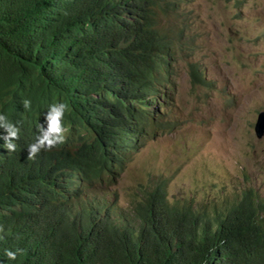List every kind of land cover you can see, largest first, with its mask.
<instances>
[{
	"label": "trees",
	"instance_id": "trees-1",
	"mask_svg": "<svg viewBox=\"0 0 264 264\" xmlns=\"http://www.w3.org/2000/svg\"><path fill=\"white\" fill-rule=\"evenodd\" d=\"M182 0H0V107L37 119L67 102L59 158L0 145V264H264V199L250 188L211 210L169 201L161 178L111 206L126 164L174 128ZM189 79L205 84L195 63ZM23 99L32 106L25 110ZM18 227L12 237L6 226ZM24 249L9 260L6 249Z\"/></svg>",
	"mask_w": 264,
	"mask_h": 264
},
{
	"label": "rangeland",
	"instance_id": "rangeland-1",
	"mask_svg": "<svg viewBox=\"0 0 264 264\" xmlns=\"http://www.w3.org/2000/svg\"><path fill=\"white\" fill-rule=\"evenodd\" d=\"M170 25L184 30L172 65L174 128L138 148L107 202L115 191L111 206L124 208L155 178L169 201L192 208L222 207L247 188L263 200L264 134L256 139L253 123L264 111V0H182ZM185 63L205 84L189 79Z\"/></svg>",
	"mask_w": 264,
	"mask_h": 264
},
{
	"label": "clouds",
	"instance_id": "clouds-1",
	"mask_svg": "<svg viewBox=\"0 0 264 264\" xmlns=\"http://www.w3.org/2000/svg\"><path fill=\"white\" fill-rule=\"evenodd\" d=\"M9 14L6 8H0V25L8 18ZM2 100L0 92V103ZM22 105L25 110H30L32 102L30 99H23ZM66 112H70L69 104L59 100L51 103L40 119L30 113L0 107L1 156L7 159L11 153L20 150L21 145L24 144L27 145L25 155L28 159H34L41 151L47 157L59 158L61 151L56 147H61V144L65 142V130L70 128L68 124L63 123ZM6 226L11 236L15 238L18 233L17 225L11 222ZM0 232H3L2 227H0ZM9 239V234L0 235V248H4ZM23 253L24 249L21 248L5 250V255L9 260H16L17 256L23 255Z\"/></svg>",
	"mask_w": 264,
	"mask_h": 264
},
{
	"label": "water",
	"instance_id": "water-1",
	"mask_svg": "<svg viewBox=\"0 0 264 264\" xmlns=\"http://www.w3.org/2000/svg\"><path fill=\"white\" fill-rule=\"evenodd\" d=\"M253 134L256 139H261L264 134V111H258L253 123Z\"/></svg>",
	"mask_w": 264,
	"mask_h": 264
}]
</instances>
